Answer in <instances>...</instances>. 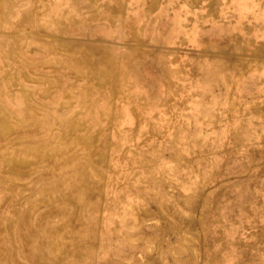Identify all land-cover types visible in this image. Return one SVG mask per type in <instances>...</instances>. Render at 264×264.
Returning <instances> with one entry per match:
<instances>
[{"label":"rangeland","instance_id":"374dc122","mask_svg":"<svg viewBox=\"0 0 264 264\" xmlns=\"http://www.w3.org/2000/svg\"><path fill=\"white\" fill-rule=\"evenodd\" d=\"M0 264H264V0H0Z\"/></svg>","mask_w":264,"mask_h":264}]
</instances>
